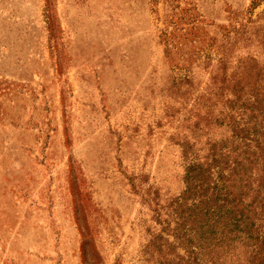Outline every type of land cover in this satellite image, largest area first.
I'll return each mask as SVG.
<instances>
[{"label":"rangeland","instance_id":"obj_1","mask_svg":"<svg viewBox=\"0 0 264 264\" xmlns=\"http://www.w3.org/2000/svg\"><path fill=\"white\" fill-rule=\"evenodd\" d=\"M263 167L264 0H0V264H247Z\"/></svg>","mask_w":264,"mask_h":264},{"label":"trees","instance_id":"obj_2","mask_svg":"<svg viewBox=\"0 0 264 264\" xmlns=\"http://www.w3.org/2000/svg\"><path fill=\"white\" fill-rule=\"evenodd\" d=\"M262 171L263 180L256 199H235L234 207L228 205L225 218L229 241L234 243L239 239L254 245L253 256L250 260L247 258V264H264V167Z\"/></svg>","mask_w":264,"mask_h":264}]
</instances>
